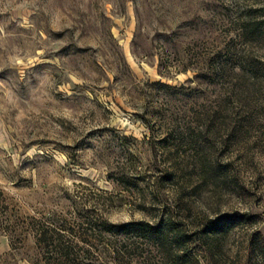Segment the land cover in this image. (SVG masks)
<instances>
[{
    "label": "rangeland",
    "instance_id": "374dc122",
    "mask_svg": "<svg viewBox=\"0 0 264 264\" xmlns=\"http://www.w3.org/2000/svg\"><path fill=\"white\" fill-rule=\"evenodd\" d=\"M246 4L0 0V200L11 219L69 217L76 197L97 202L103 190L114 223L142 218L143 193L264 220V82L237 68L264 61V45L239 36ZM4 221L0 264H30L32 237L11 238ZM259 230L230 233L227 264L243 263Z\"/></svg>",
    "mask_w": 264,
    "mask_h": 264
},
{
    "label": "trees",
    "instance_id": "16d2710c",
    "mask_svg": "<svg viewBox=\"0 0 264 264\" xmlns=\"http://www.w3.org/2000/svg\"><path fill=\"white\" fill-rule=\"evenodd\" d=\"M246 3L236 13L239 36L246 44L264 45V0ZM240 61L237 68L247 80L264 82V61ZM116 183L128 184L122 177ZM113 198L99 190L97 202L76 197L69 217L21 224L11 219L1 199L0 214L11 238L22 242L32 237L35 254L30 264H227L225 245L230 233L259 223L262 230L250 235L242 264H264V220L256 216L210 218L182 198L143 193L136 198L142 218L114 223L104 214L114 205Z\"/></svg>",
    "mask_w": 264,
    "mask_h": 264
}]
</instances>
